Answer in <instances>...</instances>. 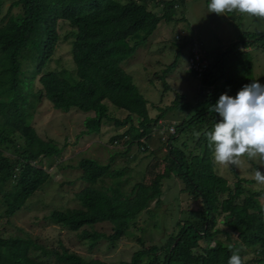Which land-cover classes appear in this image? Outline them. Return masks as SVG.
Here are the masks:
<instances>
[{
    "label": "trees",
    "instance_id": "trees-1",
    "mask_svg": "<svg viewBox=\"0 0 264 264\" xmlns=\"http://www.w3.org/2000/svg\"><path fill=\"white\" fill-rule=\"evenodd\" d=\"M5 1L9 5L0 18V151L10 145L14 157L10 159L0 153V219L9 223L42 188L48 180L41 167L42 160L48 161L62 150L40 139L33 129L21 135L20 143L15 145L16 132L28 126L39 96L62 113L70 110L92 113L82 120L80 136L97 135L101 126L109 122L115 128L125 127L122 133L110 138L111 142L123 144L124 150L120 153L123 155L135 146L152 156L148 146L153 125L166 112L181 113L182 118L172 127L174 132H164L163 140L159 137L157 141L165 154L158 160L155 158L157 162L151 169L159 170L148 183L141 180L125 193L119 186L124 169L112 170L109 164L81 158L76 167L80 170L78 179L84 185L74 195L78 208L54 209L46 219L77 233V239L86 242L90 250L100 240L114 246L128 235L141 212L152 217L155 211L149 205L158 206L161 182L175 178L181 184V193L198 200L199 219L177 222L175 234L160 246L146 247L144 240L137 238L139 248L128 261L117 264H141L142 260L143 264H227L232 250L240 247L255 249L257 256L252 261L264 264V206L257 201L262 193L242 186L249 181L237 179L230 185L217 175L204 135L220 119L209 108L221 94L235 96L252 80L259 79L264 85V74H256L250 55L251 50L264 51V32L244 33L214 49L201 77L196 78L188 70L198 83L194 102L187 103L184 96L176 93L170 105L158 109L159 113L150 118L147 101L121 64L146 43L158 23L185 20L175 17L176 10H183L184 0H0V9ZM147 4L159 6L160 15L149 11ZM13 9L15 13H11ZM58 22L69 29L62 39L69 38L73 76L64 70H44L59 40ZM183 46L178 45L172 62L159 75L155 74L163 92L169 91L165 78L175 68ZM199 49L202 50L201 46ZM207 55L203 51L204 59ZM23 63L31 66L29 77L21 69ZM35 77L39 90L33 92ZM104 102L124 111L125 117L121 120L110 117ZM106 178L112 182L110 186L103 185ZM217 216L221 217L223 231L215 228ZM100 223L110 225L107 235L83 229ZM231 233L237 240L231 248L213 239L223 234L229 240ZM201 243L204 245L200 254L193 255L188 244L198 247ZM210 243L213 246H208ZM0 264L107 263L84 259L61 245L57 249L47 248L27 236L5 235L0 230Z\"/></svg>",
    "mask_w": 264,
    "mask_h": 264
},
{
    "label": "rangeland",
    "instance_id": "rangeland-1",
    "mask_svg": "<svg viewBox=\"0 0 264 264\" xmlns=\"http://www.w3.org/2000/svg\"><path fill=\"white\" fill-rule=\"evenodd\" d=\"M208 3L209 0H184L183 10L181 12L179 9L176 10L175 17H183L185 20L177 23H158L146 43L139 47L131 58L121 64L123 70L131 76L139 93L147 101L146 108L150 118H154L159 113L158 109H164L170 105L176 93L184 96V101L187 103L194 102L197 80L188 71L191 50L197 52L201 46L202 50L208 54L206 60L209 62L210 54L214 49L235 41L244 33L258 34L264 32V20H257L254 17L239 13L217 16L208 12ZM8 5L9 1L2 4L0 18L4 15ZM147 9L156 15H160L159 6L147 4ZM15 12L16 9L11 11V13ZM68 31L67 25L58 22L59 40L54 54L44 70H64L70 76L74 75V65L69 53V38L62 39ZM180 44L184 46L180 51L176 66L165 78L169 91L163 92L160 81L155 74L159 75L160 71L172 62L176 48ZM202 50L199 49L198 51L203 53ZM250 55L254 62L256 74H264V51L251 50ZM21 69L28 77L30 76L31 66L29 64H21ZM31 88L33 92L39 90L37 77L33 79ZM104 103L110 117L118 120L125 117L124 111L116 109L107 102ZM86 116H92V113L82 114L76 110L62 113L54 110L51 104L40 96L38 101L34 103L28 126L16 132L15 145L20 143L21 135L26 133L28 129H33L40 139L50 141L57 148L62 147V150L58 156L48 161L42 160L41 167L48 175V180L42 188L9 219V223L0 219V230L5 235L27 236L47 248L57 249L58 245H61L84 259L94 258L107 264H117L120 261H128L131 254L139 248L136 242L137 238L141 237L146 247L150 245L160 246L167 237L175 234L178 228L176 227L177 222L197 220L200 209L198 200L192 199L183 192L181 193V184L175 178H170L161 182L162 195L158 206L155 208L153 203L149 205V209L155 211L152 217L150 218L147 212H141L128 230V235L121 238L114 246L100 240L90 250L86 242L77 239V233L69 232L50 223L46 219L50 211L78 208L74 195L84 185L78 179L80 170L76 167L81 158L93 159L100 164H109L112 170L124 169L125 173L119 180V186L121 191L125 193L129 192L133 184L141 180L148 183L154 173L159 170L155 167L151 169V166L165 154V149L157 143L160 133L166 131L168 126L173 127L183 114L166 112L153 125L152 137L148 146V150L153 151L152 156H149L150 154L147 152L138 150L135 146L125 155L120 154L124 150L123 144L111 142L110 138L122 133L125 127L115 128L110 122L102 125L97 135L80 136L79 134L83 130L82 120ZM133 123H135L134 117ZM0 153L10 157V159L14 157L13 148L10 145H5ZM113 155H115L113 161L109 162V158ZM256 169L264 173V167H261L259 162L246 158L239 168L222 167L214 163V172L230 185L237 179L249 181L242 183V186L252 192L260 191L262 195L257 197V201L264 206V185L257 184L253 179V173ZM111 184L110 179H104V186ZM220 220L221 217L217 216L215 228L223 231L224 226ZM83 229L88 232L107 235L110 232V225L100 223ZM213 239L230 246L237 242L234 233L229 235V240H225L223 234H217ZM188 245L191 248V253L197 255L200 254L204 244L201 243L198 247ZM208 246H213V243ZM239 250L244 259V264H256L252 261L257 256L255 249L240 247ZM143 263L144 260L141 261V264Z\"/></svg>",
    "mask_w": 264,
    "mask_h": 264
},
{
    "label": "clouds",
    "instance_id": "clouds-1",
    "mask_svg": "<svg viewBox=\"0 0 264 264\" xmlns=\"http://www.w3.org/2000/svg\"><path fill=\"white\" fill-rule=\"evenodd\" d=\"M207 9L217 16L239 13L264 20V0H209ZM209 110L220 117L204 133L214 163L239 168L246 158L264 167V85L259 79L243 85L235 96L221 94ZM253 179L264 185V173L260 170L254 171ZM227 264H244L239 249L232 250Z\"/></svg>",
    "mask_w": 264,
    "mask_h": 264
},
{
    "label": "built area",
    "instance_id": "built-area-1",
    "mask_svg": "<svg viewBox=\"0 0 264 264\" xmlns=\"http://www.w3.org/2000/svg\"><path fill=\"white\" fill-rule=\"evenodd\" d=\"M198 50L197 52L196 51L192 52L193 50H191L189 61H188V70L192 71L194 75L196 76V78L201 77L203 71L206 68V64H207V60L204 59L203 53H200ZM164 132L172 134L174 130L172 127H168V129H166V131ZM164 132L160 133V137H161L160 140H163Z\"/></svg>",
    "mask_w": 264,
    "mask_h": 264
}]
</instances>
